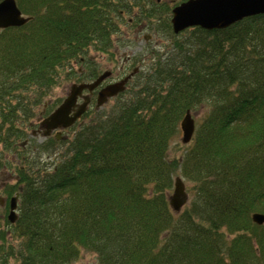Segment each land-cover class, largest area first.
I'll list each match as a JSON object with an SVG mask.
<instances>
[{"label": "trees", "instance_id": "trees-1", "mask_svg": "<svg viewBox=\"0 0 264 264\" xmlns=\"http://www.w3.org/2000/svg\"><path fill=\"white\" fill-rule=\"evenodd\" d=\"M182 1L16 0L30 19L0 29V172L15 176L1 186L0 264H72L83 251L96 264H264V224L252 217L264 214V14L175 34ZM143 21L171 35L150 67L61 139L25 142L63 74ZM187 111L199 112L196 132L170 157ZM175 175L189 183L180 212Z\"/></svg>", "mask_w": 264, "mask_h": 264}, {"label": "water", "instance_id": "water-1", "mask_svg": "<svg viewBox=\"0 0 264 264\" xmlns=\"http://www.w3.org/2000/svg\"><path fill=\"white\" fill-rule=\"evenodd\" d=\"M257 14H264V0H187L181 2L172 11V26L175 33H180L187 28L200 26L202 29L214 30L224 29L235 22L242 21L246 17ZM30 17H25L16 0L0 1V28L5 29L11 26H22L29 21ZM109 71L103 72L92 83H73L63 102L54 109L44 120L50 131L55 129H65L74 125L75 121L81 118L89 105V96L84 97L82 103H78V97L83 93V89L93 91L99 86L103 79L109 75ZM131 76H127L121 82L114 83L100 90L97 98V106L101 107L110 97H115L120 92L125 91L126 83ZM181 121L183 131V143L188 144L196 131L195 117L191 111ZM174 193L170 197L171 207L174 211L180 212L182 207L188 202V193L186 185L181 177L175 179ZM10 213L8 219L11 222L17 220V197L11 198ZM254 222L264 224V214L255 212L253 214Z\"/></svg>", "mask_w": 264, "mask_h": 264}, {"label": "rangeland", "instance_id": "rangeland-1", "mask_svg": "<svg viewBox=\"0 0 264 264\" xmlns=\"http://www.w3.org/2000/svg\"><path fill=\"white\" fill-rule=\"evenodd\" d=\"M161 1H166V2H169L170 4L172 3V5L173 4L175 5L177 2H180L181 0H161ZM128 17H131V15H128L127 18ZM156 27H157V30H155L154 28H151L148 22L146 21H143L141 30H140V27L138 26L131 27L132 30H134L135 32H131V35L128 38L130 42H127L124 44L123 42H120V40H122L120 38H122L124 30H126L127 28V26L123 24L121 33L115 36V39H117V41L114 46H116V49L118 48L119 50L118 57H119V60L121 61L120 63L117 64V66L121 65L125 61L124 60L125 56H128V55L131 57L136 56L137 58H141L140 56H143L142 59L144 60L140 64V67L142 71L147 70L153 61L149 52L153 49L157 50L158 52H163L165 49V45H167L171 41L170 33L166 31L162 27L161 24H158V26L156 25ZM145 36H147L148 39ZM92 53L101 55L102 59L98 62V67L99 69L101 68L100 69L101 71L105 69H111L112 66L114 65L112 62H108L105 60L106 56H104L105 55L104 53L100 54L99 52L95 50H93ZM79 68H82L79 64L74 66L73 68L74 72L71 77H68V75L64 73L60 81L61 84L53 88V90L51 91L50 95L46 99V104H45L46 106L52 107L51 110L49 109V107L48 109H45V110H44L45 107L38 108L35 114L34 120L32 122V125H31L32 127L27 129L28 131H26L27 136L25 138L26 140H24L25 142L29 139H32L34 140L33 145H36V143H41L45 140L44 136L36 135L35 133H33V131L34 129L39 128L38 123L42 120V116L44 117L46 116V114L53 111L54 108L58 105V103H60L63 100L64 96L67 94L69 86L72 84L73 79L77 78L76 72L78 71ZM129 69H131V67ZM112 103H113L112 100L106 103L105 106H103L104 110L105 108H108L110 105H112ZM95 105H96V102L93 104L92 107H95ZM193 116L196 118V123H197L199 121L198 119L199 112L194 113ZM182 136H183L182 131H180L178 135L173 139L172 144L170 146V151H169L170 157H179V155L184 152L185 149L182 148V145H184L182 141L183 139ZM31 143L32 142L26 145L29 153L32 150H35L34 147L30 146ZM37 153H38L37 150L34 151L32 153V156H36ZM41 156L42 158H40V160H43V162H52V161L55 162L57 159L54 153L49 154V155L47 153L41 154ZM9 157L16 159L15 158L16 153L10 152ZM14 177H15L14 170L6 169L0 172V227H3L5 225L6 223L5 217L7 215V209H6L7 203L5 199L6 196L3 193L1 186L4 185L7 181L12 182ZM178 177L180 178L181 176L175 175L174 179ZM181 179L184 180L186 188H187L189 186V183L184 178L181 177ZM96 262H97V257L94 256V254H91L88 251H83L81 258L73 262L72 264H96Z\"/></svg>", "mask_w": 264, "mask_h": 264}, {"label": "flooded vegetation", "instance_id": "flooded-vegetation-1", "mask_svg": "<svg viewBox=\"0 0 264 264\" xmlns=\"http://www.w3.org/2000/svg\"><path fill=\"white\" fill-rule=\"evenodd\" d=\"M158 1H160V0H158ZM128 20L130 23H133L134 22L133 15L131 17H128ZM137 26H139V25H137ZM137 26H135V27H137ZM140 30H141V27H140ZM121 31H122V29H121ZM132 31H134V30L130 31V29L126 28V30H124V32H123L122 38H120V39H122V40H120V42H123L124 44L127 42H130V40L128 38L130 37ZM145 37L147 38V36H145ZM113 40H114V42L112 44V48L110 49L111 53L112 52L114 53L113 59L111 58V53L102 52L105 54L104 56H106L105 60L108 62H112L114 64L111 69H105V70L101 71L100 70L101 68L99 69V67H98V62L102 59L101 55L93 54V53L92 54L89 53V55L86 59L83 57L82 63H80V64L76 63L75 64V66L77 64H79L82 68H79L78 71L76 72L78 75H77L76 79H73L72 84L73 83H83V81L91 82L94 79L98 78L100 75H102L103 72H105V71L110 72L109 75L105 79H103V82L99 86L94 88L93 91H89L88 89H83V92H82L83 94L81 96H79V98L77 100L78 103H82L84 101V97L89 96V102H90L89 106L92 107L95 102L97 104V98L99 96L100 90L104 89V87H106L108 85H112V84L117 83V82H121V81H123V79L125 77L131 76L128 79L129 81L126 84V87L124 89V90H126L128 84L131 81H133L135 75L139 74L142 71L140 64L143 61H140L139 59H137L136 56L135 57H131L129 55L125 56L124 57L125 61L121 65L117 66V64L120 63L121 61L119 60V57H118L119 50H118V48L116 49V46H114L117 39L114 38ZM102 53H100V54H102ZM99 57H100V59H99ZM130 67H131V69H129ZM80 76H81V78H80ZM123 92H125V91H123ZM123 92L118 93V95H116V96H119ZM67 94H68V92H67ZM115 97L110 98L108 100V102L111 101L112 99H114ZM45 117L46 116H44V117L42 116V120ZM38 126H39V128L34 129V131H33V133H35L36 135H42V136H47V137L57 136L60 139L63 137L62 134L65 132V129L69 128L68 127V128L61 129V130L56 129L55 131H50L46 125L41 124V121L38 123ZM6 203H7V200H6Z\"/></svg>", "mask_w": 264, "mask_h": 264}]
</instances>
